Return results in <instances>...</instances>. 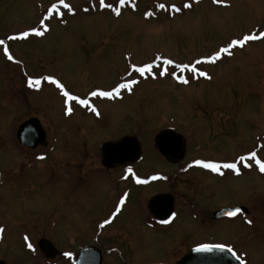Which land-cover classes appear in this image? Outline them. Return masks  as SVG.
Here are the masks:
<instances>
[{
	"label": "rangeland",
	"instance_id": "374dc122",
	"mask_svg": "<svg viewBox=\"0 0 264 264\" xmlns=\"http://www.w3.org/2000/svg\"><path fill=\"white\" fill-rule=\"evenodd\" d=\"M56 2L0 0V39L5 40L14 57L9 60L0 46V109L48 111L54 129L50 133L60 144L55 151L59 154L54 161L55 173L61 175L68 163H73L78 171L81 162V170L86 172V185L81 187L85 192L84 208H74L70 197L66 209L54 207L50 211L52 218L72 226L82 219L88 230L87 241L90 240L89 231L115 205L111 187L121 173L102 169L97 156L98 144L117 136V131L130 133L137 135L145 148L138 169L161 170L167 175V181L152 185L150 192L172 193L179 213L162 226L160 238H154L151 233L147 253L140 257L177 264L181 256L199 244L220 241L237 242L239 249L247 254L248 264H264V173L259 172L254 161L249 160L254 165L252 168L242 167L239 175L231 173L224 178L195 167L182 172L199 157L233 160L255 151L264 159V39L250 41L243 48L235 47L232 55L222 54L215 63L198 65L210 79L189 72L178 73L188 77V84L170 75L140 77L131 68L132 64L139 67L153 61L157 66L162 65V59L156 60L158 56L177 63H193L227 46L232 39L258 35L264 31V0H227L221 4L214 0H132L136 8L126 4L120 16L100 8L99 0H66L75 11L61 8L62 17L53 14L45 20L48 30L43 36L7 39L33 27L43 30L39 21L48 16L47 9ZM106 3L116 6L118 0H106ZM158 3H164L166 9L156 7ZM185 3L192 6L184 8ZM173 4L181 11L174 12ZM146 12L154 15L145 16ZM167 67L173 70L172 66ZM127 73H130L128 78ZM48 75L58 78L73 94L88 99L100 110L101 117L80 119L77 111L71 117L62 116L64 98L54 85L42 81L37 89L27 84L28 77ZM130 78L139 82L131 92L122 90L120 100L88 95L93 90L110 91ZM72 107L88 109L75 102ZM3 120L0 110V147L11 132ZM167 126L176 127L190 138L187 154L176 165L161 157L155 147L156 135ZM84 141L87 142L82 156L79 150ZM3 153L9 151L0 149V154ZM6 164L18 169L21 162L15 159L7 162L0 155V168ZM120 185V188L129 186L131 181ZM145 190L136 188L134 196H142ZM21 201L12 194L1 206L9 209H4L1 216L12 227L18 226V218L24 214L21 205L26 200L20 205ZM36 202L37 205L53 203L46 197L37 198ZM134 203L131 198L125 213L118 217L129 231L136 225V216L140 214L137 210L142 211L141 203H136L138 206L128 213ZM236 205L248 206L251 214L213 218L215 210ZM255 215L260 221L248 224L247 220ZM25 218L30 219L27 211ZM75 232H78L76 227L63 228L60 235ZM110 238L108 233L106 239L113 240ZM10 242L7 248L6 238L0 252L6 247L4 256L17 261L22 256L17 252L19 240ZM115 260L109 256L106 264H120Z\"/></svg>",
	"mask_w": 264,
	"mask_h": 264
},
{
	"label": "flooded vegetation",
	"instance_id": "af4514ba",
	"mask_svg": "<svg viewBox=\"0 0 264 264\" xmlns=\"http://www.w3.org/2000/svg\"><path fill=\"white\" fill-rule=\"evenodd\" d=\"M130 73H127L126 77L128 78ZM90 98L92 96H89ZM110 100H120L121 97L108 98ZM82 108V107H81ZM2 111V116L4 117L3 125L7 128L11 129L9 135L5 137L6 142H2V146L0 149H7L9 151L8 154L3 153L1 158L6 159L7 162L12 160H19L21 162L20 167L6 164L3 169L0 168V227L4 229L3 233H0V247L2 246L5 239H8L7 248H10L12 239L19 240V246L17 252L20 251L22 256H18L17 261L15 259L6 258L4 253L6 251L3 249V257H0V264H77L78 256H80L81 252L87 247H93L92 252L96 255L99 254L101 257V264H106V259L109 256H113L116 260L115 262H119L120 264H162V259L153 260L149 257H140L139 255L145 253L148 250V245L151 242V238L149 236L151 233L154 235V238H160L162 232V226H165L167 223H162V221L168 220L172 221L175 217L178 216L177 209V200L175 197L174 203V213L170 219L162 220V208H165V205L162 204V201L150 207V201L158 196L162 195V193H170L164 192L162 190L155 191L153 193L150 192V187L152 185H159L162 182L167 181V175L164 171H153L149 172V170L140 171L138 166L142 163L144 159V151L142 141L139 139L137 135L124 133L120 134L119 131L117 136L113 138H109L103 141H100L98 144V160L102 165V169L107 172L117 171L121 172L119 176H117L115 185L111 187L112 192L114 194V202L115 205L113 209L106 210L103 215L95 224V228L90 230V240L87 241L88 230L86 228L85 223H82V219L78 220L75 226L69 224L59 223L60 219L57 221L52 218L49 214L50 211H53L54 207L65 208L67 204H70L69 199L72 197L73 199V207L84 208V199L82 196L85 195V192L81 187H85L86 185V172L81 170H76L73 163H68L66 165V169L63 171L61 175L55 173L54 170V161L57 159V153L55 151L58 149L60 145L58 143L57 138L52 137L50 131L52 129V122L49 120L50 113L48 111L44 112L42 109H0ZM99 110V109H98ZM78 112L80 119L93 118L97 117L92 111L89 109H74L72 114H66L65 109H61L62 116L71 117L73 114ZM100 112V110H99ZM84 117V118H83ZM29 120H33L31 126L27 129H22L21 127ZM36 126H40L43 131L41 134ZM21 130V131H20ZM165 130H173L174 132L182 135L184 137L185 142L184 145L186 147L187 154V146L190 144V138L186 136L184 133L178 131L176 127L167 126L162 128L159 133L156 135L154 142L155 147L158 151V154L166 159L168 162L170 159L168 156L162 154V150L160 146L157 145V138L159 134H161ZM20 131V133H19ZM19 134H32L31 143H36L35 146H28L24 144L23 140L20 139ZM120 134V135H119ZM43 135V136H41ZM126 135L137 136L138 140L142 145V154L137 160H130L128 163L120 164V166H115L114 168H108L102 164V156L100 153V147L102 144L109 141H117ZM34 136V137H33ZM4 139V141H5ZM87 142V141H86ZM86 142L84 141L80 144L81 149L79 150V154H84L86 148ZM65 146H71L70 143H64ZM58 151V150H57ZM82 155V156H83ZM247 155V154H246ZM245 155V156H246ZM25 157V158H24ZM40 157H44L41 159ZM127 157H124V159ZM197 159H210L216 161H228L232 162L236 159H214V158H195L189 163L185 169L183 168L182 172H186L188 168L195 167L205 173L211 174L214 177H226L227 174L234 173L230 170H223L224 175H219L217 173H212L207 169H203L199 166L193 164L194 160ZM173 164V162H169ZM177 163H175L176 165ZM191 165V167H190ZM35 170L34 168H40ZM132 168L135 175L127 173L128 168ZM119 169V170H117ZM34 171V172H33ZM181 170L178 171L180 173ZM235 174V173H234ZM135 176H139L142 180H146L147 183L137 184L135 180ZM163 177L152 179V177ZM131 181V185H127L123 188H120V184H124ZM111 183V179L108 180ZM114 184V183H113ZM112 185V183H111ZM117 187V188H116ZM116 188V189H115ZM136 188L143 191L142 196H134V192ZM127 193L125 198V203L121 208V211L115 216L112 217V213L115 211L119 200L124 194ZM16 195L21 200L20 205L24 210V214L18 218V222L16 227H12L10 223L1 216V212L6 209L4 206L6 202V198L11 195ZM172 194V193H171ZM76 195L78 199H75ZM74 196V197H73ZM43 197L52 199L53 203H44L36 202L42 199ZM136 203H141V210H137L140 212L135 219L136 225L135 227L129 231L126 229L125 223H120L118 217L122 216L125 213V208L129 203L130 199ZM136 203L131 204L133 207L128 210V213H132V211L138 206ZM19 205V206H20ZM243 206L236 205L231 208ZM246 207V206H244ZM227 208V207H222ZM220 208V209H222ZM247 210H242L243 216L251 214V210L249 207H246ZM49 209V210H48ZM218 209V210H220ZM46 210H48L46 212ZM215 210L213 213V218L215 220H220L224 218H234L223 216L220 218H215ZM29 213V218H25V212ZM245 214V215H244ZM237 215V216H238ZM247 217V216H246ZM105 219H111V222L107 225H104ZM253 224L254 222H259L260 219L255 215L251 218ZM103 225V226H102ZM72 227H76L78 232L70 233L61 237L60 232L63 228L69 229ZM111 235L113 240L106 239L107 235ZM27 235L29 237V241L31 242L35 251H32L27 248V243L24 240V236ZM115 239V240H114ZM207 244H225L229 245L233 248V250L242 257L243 264H248V257L242 250L239 249V244L237 242L234 243H222L220 241H211L207 242ZM65 252L72 253L71 257H67L64 255ZM147 253V252H146ZM182 257V256H181ZM10 259V260H9ZM86 258H80V264H86Z\"/></svg>",
	"mask_w": 264,
	"mask_h": 264
},
{
	"label": "snow or ice",
	"instance_id": "6c2138e0",
	"mask_svg": "<svg viewBox=\"0 0 264 264\" xmlns=\"http://www.w3.org/2000/svg\"><path fill=\"white\" fill-rule=\"evenodd\" d=\"M227 0H214V3L221 4V3H226ZM126 4H131L132 8H136V4L132 3V0H118V5L114 6L113 3H106V0H99V7L100 8H107L111 10L113 13H115L116 16L121 15V9L123 6ZM192 5L191 3H185L183 5L184 8H190ZM95 7V5H93ZM161 10L166 9V5L164 3H158L156 5ZM61 8L68 12H74L75 9L73 6L69 3L66 2V0H57L56 3H53L49 9H47L48 16H46L44 19H41L39 21L40 25L42 26L43 30L40 28L33 27L28 31H22L18 34V36H8V40H16V39H26L30 35H37V36H43L45 34V31L48 30V24L45 23V20L49 19L53 14L60 15L61 17L64 15V13L61 11ZM171 8L174 12H180L181 8L177 7L175 4L171 5ZM84 11H88L87 8L84 9ZM154 15L153 12H146L145 16H152ZM260 39H264V31H261L258 35L256 34H248V35H243L242 38H236L232 39L230 43L227 44L225 47L219 48L218 51H215L214 53L203 56L200 59L196 60L193 63H177L176 61L168 58H162V57H156V60H161L163 61L162 65L157 66L155 64V61L151 63H145L142 66H137L136 64H132L131 68L135 73H138L140 77H145V76H151L152 78H156L157 76L164 77L167 75L172 76L175 80L182 84H188L189 79L187 76L183 74H178V73H184V72H189L192 73L196 76H201V77H206V78H211L209 74L206 71H202L198 65L202 63H215L217 60L221 58L222 54H228L232 55L231 50L235 47H240L243 48L246 43L250 41H257ZM0 46H3V52L7 56L9 60H13L14 57L9 51V46L5 43L4 39H0ZM167 66H172L173 70H169V67ZM155 69V70H154ZM42 81H47L49 84L54 85L58 91L62 94L63 103L65 105V112L66 114H72L74 109L72 107V102H75L81 106H84L88 108L90 111H92L96 116H100L101 113L99 110L91 105L90 101L86 98H81L79 95L73 94L71 91L68 90V88L63 84L58 78H56L53 75H48V76H43L40 78H32L28 77L27 79V84L29 87L33 88H40ZM139 81L137 79H128L125 82H120L116 84L110 91H103V90H93L91 91L88 95L92 97L100 96L104 98H115L119 97L121 95L122 90H127L128 92H131L133 90V85L137 84ZM43 159L44 157H40ZM249 160L254 161L255 166L258 168L259 172L264 173V159H261L258 155L257 152L255 151H250L247 156L245 155H240L238 157V160H233L232 162L228 161H216V160H210V159H197L193 161V164L196 166H199L203 169H207L211 171L212 173H217L219 175H224L223 170H230L234 172L235 174L239 175L241 173V168H252L254 165L253 163H250ZM191 167V165H190ZM127 173L135 175L133 172L132 168H128ZM157 178H163V177H152V179H157ZM135 180L137 184H144L147 183L146 180H142L139 176H135ZM127 196V193L124 194L123 197L120 198L119 203L115 209V211L112 213V217H115L120 211L122 206L125 203V198ZM242 212V209L239 207L233 208L232 210L226 211L224 214L228 217H236L239 213ZM173 216H175V213H173ZM111 222V219H105L104 220V225H107ZM170 221L165 220L162 221V223H169ZM248 224H251V220H247ZM103 226V225H102ZM4 229L0 227V233H3ZM24 240L26 242L29 241V237L27 235L24 236ZM27 248L35 251L33 245L31 242L27 243ZM214 249H219L220 251H229L232 253V255L239 261L242 260V257L238 255L231 246L225 245V244H199L196 248L195 251L197 252H211ZM65 256L71 257L72 253L70 252H65Z\"/></svg>",
	"mask_w": 264,
	"mask_h": 264
},
{
	"label": "water",
	"instance_id": "95a60500",
	"mask_svg": "<svg viewBox=\"0 0 264 264\" xmlns=\"http://www.w3.org/2000/svg\"><path fill=\"white\" fill-rule=\"evenodd\" d=\"M33 120L27 121L21 130L27 129ZM37 130L42 134L40 126H36ZM20 130V131H21ZM19 131V133H20ZM43 136V135H41ZM20 139L23 140L24 144L28 146H35L36 143H31L32 134H19ZM34 137V136H33ZM185 139L182 135L174 132L173 130H165L159 134L157 138V145L160 146L162 154L168 156L171 162L177 163L182 160L186 154V147L184 145ZM102 156V164L108 168H113L117 165L128 163L130 160H137L142 154V145L136 136H124L117 141H109L104 143L100 148ZM124 157H127V159ZM162 201L165 208H162V219L170 218L174 213V196L170 193H162L154 197L150 201V207L154 204ZM242 210H247L246 207L240 206ZM233 208H223L215 212V218L225 216V212L232 210ZM195 248L189 250L177 264H243L241 260H237L231 252L225 250L220 251L214 249L211 252H197ZM93 247H87L78 256L77 264H80V258H86V264H101V257L99 254L92 252Z\"/></svg>",
	"mask_w": 264,
	"mask_h": 264
}]
</instances>
